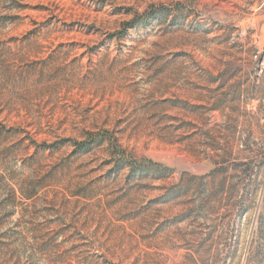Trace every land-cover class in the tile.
Here are the masks:
<instances>
[{"label": "rangeland", "instance_id": "obj_1", "mask_svg": "<svg viewBox=\"0 0 264 264\" xmlns=\"http://www.w3.org/2000/svg\"><path fill=\"white\" fill-rule=\"evenodd\" d=\"M0 264H264V0H0Z\"/></svg>", "mask_w": 264, "mask_h": 264}]
</instances>
